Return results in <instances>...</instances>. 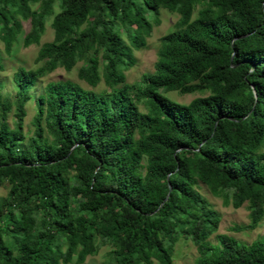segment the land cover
Here are the masks:
<instances>
[{
  "label": "trees",
  "instance_id": "16d2710c",
  "mask_svg": "<svg viewBox=\"0 0 264 264\" xmlns=\"http://www.w3.org/2000/svg\"><path fill=\"white\" fill-rule=\"evenodd\" d=\"M159 8L178 18L154 69L128 82ZM24 20V47L47 21L53 36L38 66L12 73L14 93L0 94V264L83 263L103 244L100 264H174L186 239L198 256L184 264H264V233L207 238L219 214L195 188L247 201L249 223L236 230L264 215V0H0L4 52ZM57 67L109 87L49 80L23 132L30 89ZM169 90L207 94L182 103Z\"/></svg>",
  "mask_w": 264,
  "mask_h": 264
},
{
  "label": "rangeland",
  "instance_id": "374dc122",
  "mask_svg": "<svg viewBox=\"0 0 264 264\" xmlns=\"http://www.w3.org/2000/svg\"><path fill=\"white\" fill-rule=\"evenodd\" d=\"M159 23L154 25L150 35L146 38V46L134 50L136 56V62L133 66L125 70L126 80L132 82L138 80L142 73L151 72L154 67L153 63L156 60V52L159 46V37L165 32L170 31L173 28V23L177 20L178 14L176 12L168 11L165 8H159ZM50 21L45 23L44 32L40 36L38 44L31 43L28 46L22 45V37L29 30V21H22V31L17 36L10 51L4 52L2 43L0 42V50L2 53V61L4 68L0 69V79L5 81V84L0 86L1 95L11 96L15 89L12 84V73L18 66H25L27 68H35L39 65L35 61L37 49L40 43L50 41L53 36V30L49 24ZM79 64V63H78ZM59 79H71L78 82L80 85L87 89L100 90L109 87L108 83L99 81L95 86H90L76 76V69L65 70L63 67H57L46 75L40 77L38 82L30 89L32 94L31 98L26 101L24 105L25 115L23 117L22 130L23 132L30 133L32 129L31 120L34 117L36 107L34 106V100L37 94L42 91L43 85L49 80ZM169 99L177 102L188 103L191 99L197 96L206 95V92H194V93H179L175 90H169L163 93ZM143 109V108H142ZM6 120L11 124L13 122V106L6 116ZM198 192L203 195L210 203L213 209H215L219 218L217 226L214 232L207 237L212 242H217L216 235L226 233L232 235L239 242L250 243L253 239L261 236L264 233V215L260 218L257 224L250 229L236 230L234 226L239 224H248L249 209L247 207V201L243 202L238 207H233L231 204L223 202V198L219 195L212 194L209 189L201 182L198 183ZM7 191V187L4 184L0 185V196L4 195ZM109 246L103 244L99 247L98 251L94 254L87 255L83 263H76L73 260L68 264H100L102 261L108 259L109 255L106 253ZM198 256L196 245L193 244L190 239L181 240L177 242L174 249L173 261L174 264L192 263ZM157 264V261H154Z\"/></svg>",
  "mask_w": 264,
  "mask_h": 264
},
{
  "label": "water",
  "instance_id": "95a60500",
  "mask_svg": "<svg viewBox=\"0 0 264 264\" xmlns=\"http://www.w3.org/2000/svg\"><path fill=\"white\" fill-rule=\"evenodd\" d=\"M165 199V198H164Z\"/></svg>",
  "mask_w": 264,
  "mask_h": 264
}]
</instances>
